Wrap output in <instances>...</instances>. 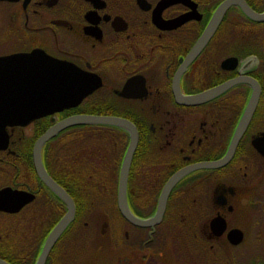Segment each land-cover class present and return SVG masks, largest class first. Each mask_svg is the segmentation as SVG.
Masks as SVG:
<instances>
[{
  "label": "flooded vegetation",
  "instance_id": "flooded-vegetation-1",
  "mask_svg": "<svg viewBox=\"0 0 264 264\" xmlns=\"http://www.w3.org/2000/svg\"><path fill=\"white\" fill-rule=\"evenodd\" d=\"M223 1L0 0V97L7 99L12 75L36 76L41 91L50 61L73 66L87 81L75 105L0 124V190L23 194L0 197L1 260L264 263V19L231 4L189 57ZM240 1L264 13V0ZM226 83L204 101L180 99ZM20 87L25 102L27 80ZM77 114L134 124L125 202L137 220L119 204L129 131L70 125L40 150L48 175L74 205L49 247L68 205L39 176L33 150L50 126ZM232 143L227 162L200 165L223 158Z\"/></svg>",
  "mask_w": 264,
  "mask_h": 264
},
{
  "label": "water",
  "instance_id": "water-1",
  "mask_svg": "<svg viewBox=\"0 0 264 264\" xmlns=\"http://www.w3.org/2000/svg\"><path fill=\"white\" fill-rule=\"evenodd\" d=\"M233 3H239L243 10L247 12L251 17L259 20L264 19V13H254L252 12L243 1L240 0H224L215 10L214 16L210 19L207 24L204 32L198 39L196 45L191 50L189 57L194 55L206 42L208 37L213 33L219 24L223 14L226 9ZM53 66V67H52ZM8 67V66H7ZM14 68V65H12ZM11 67V68H12ZM17 67V66H16ZM43 70V80H42V88L41 91L36 90L35 80L33 81L31 78L36 79V76L29 75L27 79L20 78V75L9 77L6 80V86L10 89L9 95L6 97H0V109L2 106H5L4 110H0V124H24L27 121L53 113L58 109H61L62 106L75 105L79 99H81L86 93V79L83 74H79L73 66L64 64L62 61L56 60L49 64H44L42 66ZM14 70V69H12ZM35 73V72H34ZM27 80L28 89L30 90L26 95L25 102L22 100V93L20 84ZM31 83L33 84L31 86ZM229 84H223L217 86L215 88H211L197 95H192L188 97L180 96V99H183L187 103H197L208 99L220 91L226 89ZM42 97V104H40V95ZM180 95V94H179ZM37 98V99H36ZM3 121V123H1ZM81 123H100V124H111L119 127H123L129 131V145L124 156L120 176H119V204L120 209L124 213V215L132 221H136L137 219L130 213L126 202V182L128 177L129 166L131 162V158L134 152V149L137 144V131L133 123L129 120L116 117V116H106V115H89V114H77L70 117H67L54 125L50 126L36 141L34 146V156H35V164L36 169L39 176L42 178L44 183L50 186L68 205V214L67 216L70 218L74 215V205L68 194L63 190L61 186H59L47 173L46 169L41 163L40 159V150L41 146L45 141H47L50 137L55 135L60 129ZM234 150V144L232 143L229 146V149L225 156L214 162H205L201 163V166H219L227 162ZM176 174L175 176H177ZM173 176V177H175ZM172 182H169L171 184ZM166 193V192H165ZM6 195H12L16 199H21L23 194L18 192H10L7 189L0 190V197H4ZM63 228L62 224H58L56 230L50 236L51 240L49 242V247L54 238L58 235L60 230ZM49 247L47 249H49ZM0 264H8L5 261L0 259ZM264 264V263H261Z\"/></svg>",
  "mask_w": 264,
  "mask_h": 264
},
{
  "label": "bare ground",
  "instance_id": "bare-ground-1",
  "mask_svg": "<svg viewBox=\"0 0 264 264\" xmlns=\"http://www.w3.org/2000/svg\"><path fill=\"white\" fill-rule=\"evenodd\" d=\"M47 187L53 192V193H55V194H57L50 186H48L47 185ZM58 195V194H57ZM67 214H68V212H67ZM67 214L64 216V218H63V220H64V222H62L61 224H62V226H63V228L65 227V225L66 224H68V221L70 220L69 219V217L67 216Z\"/></svg>",
  "mask_w": 264,
  "mask_h": 264
}]
</instances>
